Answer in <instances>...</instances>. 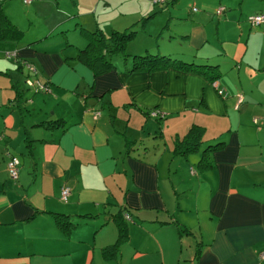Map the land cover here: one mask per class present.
I'll list each match as a JSON object with an SVG mask.
<instances>
[{
	"label": "crops",
	"instance_id": "0c3cea01",
	"mask_svg": "<svg viewBox=\"0 0 264 264\" xmlns=\"http://www.w3.org/2000/svg\"><path fill=\"white\" fill-rule=\"evenodd\" d=\"M256 1L250 16L264 15V0ZM123 4L106 2L103 9L119 16ZM169 4L129 12L130 20L83 13L79 0L72 11L51 4L45 23L26 32L0 3L20 32L18 39L0 36V264H264V137L245 138L243 124L233 123L230 115L243 104L224 96L239 92L236 81L222 65L215 82L170 65L130 71L132 56L154 48L188 63H197L196 50L216 64L228 56L239 61L236 49L224 51L220 28L215 44L207 32L202 40L205 14L190 18ZM227 13L221 18L233 23L236 16ZM106 27L135 30L134 39L144 31L156 43L146 42L144 52L127 60L113 57L115 69L96 76L77 56L87 46L85 34L109 36ZM60 29L75 32L65 41ZM252 29H238L239 49L264 39V24L256 34ZM9 51L18 57H4ZM23 64L35 67L48 93L24 84ZM154 111L165 117H150ZM8 153L20 161L18 180L9 175ZM191 154L201 161L198 171L185 168ZM204 158L211 167L202 165ZM64 186L71 190L67 203L60 200ZM118 225L128 237L106 257Z\"/></svg>",
	"mask_w": 264,
	"mask_h": 264
},
{
	"label": "rangeland",
	"instance_id": "374dc122",
	"mask_svg": "<svg viewBox=\"0 0 264 264\" xmlns=\"http://www.w3.org/2000/svg\"><path fill=\"white\" fill-rule=\"evenodd\" d=\"M45 1V2H44ZM124 4L121 6L123 8L120 9V15L117 16V11H111V14H108L104 11L103 6L106 5V2H111L112 7H116V4L122 3V0H79L80 9L83 13L93 12L101 16L102 20H106L109 17H118L120 20H130L129 12L133 13L142 9V7L152 6V7H163L162 5L156 6L157 4L154 0H123ZM174 5L169 4L170 8H178L182 11V13L187 17L195 16L197 13L205 14V18L199 20L200 29L203 31L202 40L205 39V34L207 32L209 40L211 43L215 44V39H218V30L219 28L223 31V40H227L225 43L226 48L224 47V51L227 53L238 51V56H236L239 61H235V57L229 58L223 57L222 62L225 64H216L211 61V59L206 58L204 54L200 50H196L198 55L197 65L201 66H209L204 68L203 70H209L211 67H216L222 65V70L227 71V75H229L233 80L236 81L237 86L239 87V92H233L229 98L224 96L226 99L232 100L236 98L235 102L237 104H243L242 110L240 112L233 111V114L230 115L233 123L235 125H239L241 122L243 124L242 132L243 137H247L248 135H256L264 137V51L262 50V45L264 44V39L259 41L257 45L256 40L252 39L249 41L248 45L246 42L240 47L238 42H234L235 40L239 41V37L241 36L240 30H238L241 26L250 28V13L254 12L257 4H259L256 0H173ZM42 2L44 7L42 6ZM74 0H34L30 4L24 3V0H0V3H3V7L5 12L11 17L19 26H22L24 29L33 26L37 28L41 27L43 23H45L44 18H47L48 15H51V4L57 7V12L59 11H72L71 4ZM47 3L48 5H46ZM116 3V4H115ZM155 4V5H154ZM108 6V5H107ZM109 7V6H108ZM224 7L228 13L227 16H236L235 20L230 22L227 19L219 18L217 12L220 8ZM242 9V10H241ZM177 13V10L175 11ZM38 13V14H37ZM123 14V15H121ZM234 14V15H233ZM245 17H242V15ZM55 15V14H54ZM263 15V14H260ZM253 16V15H252ZM188 18V19H190ZM187 19V18H186ZM223 24V28L221 25ZM122 30L126 27V25L121 26ZM143 27V25L141 26ZM108 35L112 32L108 27L105 28ZM235 29V30H234ZM151 30V29H150ZM260 30V29H259ZM259 30L256 28L252 29V33L256 34ZM124 31V30H123ZM75 31L63 32L61 29L59 30V36L62 40L69 41ZM144 32V31H143ZM140 32L137 34L136 38L133 41L128 43L126 46V54L133 53L134 51L143 52L146 48H143V45L147 42V45H151L150 42H155L151 39L149 34ZM260 32V31H259ZM77 36L81 37V32L78 31L76 33ZM167 32L164 34L165 39L169 37ZM230 40V41H228ZM194 41L197 40L194 38ZM258 41V40H257ZM163 39L160 40V44L162 45V50L164 52L168 51V47L163 43ZM88 42H86L87 44ZM131 43V44H130ZM156 43V42H155ZM218 43V41L216 42ZM237 46V48H236ZM145 49V50H144ZM140 51V52H142ZM157 54L158 50L151 49V54ZM185 52L188 57L193 60L194 52L189 53ZM223 52V50H221ZM145 55H150L147 52H144ZM236 55V54H235ZM234 55V56H235ZM4 57L7 59L12 58L9 52H5ZM202 59H208L204 61ZM117 60L118 57H117ZM202 61V62H201ZM120 63V62H119ZM191 63V61H189ZM124 61H121L120 65L123 66ZM26 70V79L25 83L28 80L36 81L37 77L35 74L29 76V70ZM202 70V71H203ZM221 75V73H220ZM27 85V84H26ZM28 86V85H27ZM29 88V86H28ZM32 89V88H30ZM226 92V91H225ZM219 93V92H218ZM219 95V94H218ZM165 114V113H164ZM150 136V135H149ZM144 145L151 146V140L149 137L144 138ZM171 158V157H170ZM169 158V161H170ZM185 159V168L191 169L193 167L198 171V166L200 165V159H197L195 155L191 154ZM168 162V159H166ZM172 162V161H170ZM199 162V163H198ZM192 163V165H190Z\"/></svg>",
	"mask_w": 264,
	"mask_h": 264
},
{
	"label": "trees",
	"instance_id": "16d2710c",
	"mask_svg": "<svg viewBox=\"0 0 264 264\" xmlns=\"http://www.w3.org/2000/svg\"><path fill=\"white\" fill-rule=\"evenodd\" d=\"M166 3H168V0ZM220 9H223L222 13H219ZM220 9L217 12L219 18H221L225 13L228 12L224 7ZM259 15L260 14L253 15L251 16V18L257 17ZM250 23L252 28L260 27L263 25L262 24L259 26H253L251 19H250ZM19 34L20 32L10 23L7 16L3 12L2 7L0 6V36L1 37L10 36L11 38L18 39ZM135 35H136L135 30L133 31L128 30L126 32L113 31L109 36H106V34L101 30L88 32V34L87 33L85 34L88 40L87 46L79 51L77 60L80 63L92 68L96 76L104 75L115 69L113 57L126 55L127 56L126 60L128 59L129 54L125 53L126 46L130 41L134 39ZM21 38H23V32H21ZM9 54H15L16 57H18V54L15 51L13 52L9 51ZM132 60L134 61V64L130 70L131 72H136L144 69L152 70L154 68H160L163 66L170 65V66H176L181 70H183L184 72H191L206 76L212 82L217 81L221 77L220 76L221 71L219 66L211 67L209 70H203L204 68L209 66L197 65L195 62L188 63L182 60H174L159 54L157 55L151 54L148 56H132ZM17 61L19 63H22L21 60H17ZM25 65L27 64H23L20 67L24 68ZM193 131L190 133L191 136L190 138L192 139V137H194V139H192L194 141L196 133ZM194 146L195 148L191 149V151L197 150V146L196 145ZM211 148H212L211 146L208 147L207 151H210ZM202 165L205 167H211V164L208 163L205 158L202 161ZM60 217H58V219H60ZM118 224H121V222H118ZM118 228L120 231L118 241L114 246L108 247L104 250V255L106 257L112 256L110 254L111 253L113 254V250L115 251L116 249H118L121 243L123 241L125 242L128 237L127 230L123 225H118Z\"/></svg>",
	"mask_w": 264,
	"mask_h": 264
},
{
	"label": "built area",
	"instance_id": "2783aa9c",
	"mask_svg": "<svg viewBox=\"0 0 264 264\" xmlns=\"http://www.w3.org/2000/svg\"><path fill=\"white\" fill-rule=\"evenodd\" d=\"M33 0H24L25 3L29 4L31 3ZM154 2L157 5H163L167 2V0H154ZM223 9L219 10V13H222ZM252 24L253 26H259L264 24V15H259L257 17L251 18ZM12 58H17L15 54H11ZM27 68L30 70L31 74H37V71L35 69V67L32 64H27ZM29 86V88H32L36 93H48L50 91V87L47 84L42 83L41 81H39L38 79L36 81L33 80H28L26 82ZM215 87L217 88L218 92L220 95H223V91L219 88V86L217 84H215ZM100 115V112H97L95 114V117L97 118ZM150 117L152 118H164L165 114L163 113H158L157 111L151 112ZM9 156V164H8V172L9 175L12 179L14 180H18L19 178V166H20V161L17 157L11 155L8 153ZM71 194V190L70 188H68L67 186H64L61 190V196H60V200L64 203H67L69 200V196ZM261 260L262 262H264V253L261 255Z\"/></svg>",
	"mask_w": 264,
	"mask_h": 264
}]
</instances>
